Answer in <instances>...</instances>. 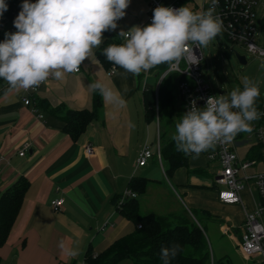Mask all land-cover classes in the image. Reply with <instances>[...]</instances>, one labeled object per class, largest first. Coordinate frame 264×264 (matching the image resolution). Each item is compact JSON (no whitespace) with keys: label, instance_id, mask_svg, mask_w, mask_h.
<instances>
[{"label":"crops","instance_id":"1","mask_svg":"<svg viewBox=\"0 0 264 264\" xmlns=\"http://www.w3.org/2000/svg\"><path fill=\"white\" fill-rule=\"evenodd\" d=\"M208 1L189 0L188 6L200 11ZM148 12L146 0H130L126 15L117 22L115 31L104 32L103 42L132 26H145ZM97 49L95 58L85 60L79 72L68 74L62 81L49 79L40 86L33 94L37 112L25 105V90L10 89L0 79V197L20 177L29 181L20 213L7 242L0 247L5 264H83L89 247L95 252L102 251L116 238L132 232L133 222L122 215L113 198L124 194L133 176L147 177L142 173L148 162L144 166L137 165L139 152L145 145L152 150L151 146L156 143L157 152L159 147L172 141L174 132L169 133L165 125L175 126L178 122L174 114L176 108L182 110L181 103L179 98L176 102L173 92L171 104L162 108L171 112L161 120L159 92L155 89L168 65L161 64L140 76L110 75L109 68L97 58ZM117 71L123 72V69ZM151 71L155 73L154 83L148 82ZM95 81L119 93L125 104L115 108L104 101L100 118L73 139L64 131L63 120L52 109L60 106L91 108L94 92L89 84ZM148 89L154 90L156 100L155 116L151 118L147 116L144 103V92ZM24 144L27 148L24 155H20ZM86 144L93 146L91 155L84 151ZM246 150L247 147L239 149L241 154ZM191 156L189 169L201 168L205 172L202 166L191 164ZM189 169L179 167L169 177L164 165L168 182L147 177L150 181L139 201L141 214L166 215L193 207L188 206L187 201L194 198L193 188L200 185L197 181L200 173ZM153 191L157 193L156 198H153ZM244 192L251 198V204L246 207L239 202L243 207V221L256 201L254 192L248 188L241 191ZM58 198H63L64 203L56 210L52 202ZM214 202L226 204L219 199L218 192ZM159 203L169 208L162 210L165 212L154 210ZM203 209L212 212L208 205ZM61 240L66 247L76 249L77 255L70 257L64 253L58 246Z\"/></svg>","mask_w":264,"mask_h":264},{"label":"clouds","instance_id":"2","mask_svg":"<svg viewBox=\"0 0 264 264\" xmlns=\"http://www.w3.org/2000/svg\"><path fill=\"white\" fill-rule=\"evenodd\" d=\"M211 3L206 11L157 6L150 24L122 30L119 36L123 42L102 50L113 65L112 74L139 76L161 64L177 69L189 53L194 57L192 64L197 63L194 48L208 47L223 30V21L214 14L217 0ZM129 4L130 0H23L13 21L16 31L5 33L0 42V79L10 89L27 91L49 79L62 81L68 74L79 72L85 60L95 58L104 32L117 29ZM7 10L5 0H0V17ZM242 85L227 95L209 96L203 108L193 100L175 124L172 140L176 150L197 158L219 142H231L242 132L251 133L252 123L264 115L256 107L260 89L247 76ZM89 88L115 108L125 104L119 93L100 81L89 84ZM58 246L70 257L77 255V250L66 247L63 240ZM180 251L179 244L162 246L163 264H170Z\"/></svg>","mask_w":264,"mask_h":264},{"label":"built area","instance_id":"3","mask_svg":"<svg viewBox=\"0 0 264 264\" xmlns=\"http://www.w3.org/2000/svg\"><path fill=\"white\" fill-rule=\"evenodd\" d=\"M10 4L9 13H4L0 17V42L5 39V33L15 32L13 21L21 10L23 0H6ZM149 12L146 25L152 21L153 10L157 6L180 8L179 0L167 2L166 0H148ZM36 2V0H30ZM259 0H217L214 14L223 21V32L226 36L245 47L252 55L264 59V43L257 36V6ZM212 6L211 0L205 3L200 11H206ZM197 63H193L194 57L189 55L179 62L177 69H171L169 65L159 76L156 84V92L163 82L172 74H176V87L178 98L181 103L182 113L184 114L190 107L193 100L197 107H205L209 96H217L211 80H207L203 73L204 51L203 48H194ZM109 68V74L112 75ZM81 69V68H80ZM80 71V70H79ZM43 84V83H42ZM41 84V85H42ZM40 85V86H41ZM40 86L34 90H27L24 103L31 106L34 112L37 109L34 104L35 94ZM258 111L264 114V93L256 101ZM252 139H245L246 132L239 133L231 142H219L214 148L206 151V157L211 161H218L221 169L214 176V186H219L218 197L223 203L235 204L242 202L241 191L248 188L251 192H257L259 198L255 201V207L245 216L241 235L240 248L247 256L258 255L264 264V115L256 124L252 125ZM247 147L244 154L239 149ZM27 144H24L19 154L24 155ZM93 146L86 144L84 151L87 155L93 153ZM157 155L161 165L163 163L160 147L156 154L145 145L139 152L137 165L144 166L148 159ZM246 184L249 187H246ZM125 196H136V193L129 188L123 194ZM123 200V199H122ZM64 203L63 198L55 199L52 202L54 209L59 210ZM223 233L233 230L227 223L220 226ZM84 264V263H83ZM212 264L214 260L212 259Z\"/></svg>","mask_w":264,"mask_h":264},{"label":"trees","instance_id":"4","mask_svg":"<svg viewBox=\"0 0 264 264\" xmlns=\"http://www.w3.org/2000/svg\"><path fill=\"white\" fill-rule=\"evenodd\" d=\"M5 3L8 5V10L5 13H9L10 4L6 0ZM179 4L181 7H189V0H179ZM192 9L196 11L195 7ZM122 42L118 35L114 39L105 40L97 49L96 56L106 69L110 68L112 64L102 55V50L109 44ZM176 77V74H172L161 85L158 94L159 109L168 106L173 101ZM144 103L147 116L154 117L156 112L154 90H145ZM103 108V98L99 92H94L91 108L74 109L60 106L52 110L63 120L64 131L73 139H77L92 121L100 118ZM161 153L166 162L167 176L171 177L179 167L189 169L188 159L191 155L177 151L173 140L161 147ZM189 170L204 171L201 168ZM149 181L150 179L147 177L135 175L130 179L128 188L135 192L136 196L123 198V194H121L113 198L117 209L125 218L133 222L135 229L116 238L102 251L95 252L89 247L85 254L84 264H119L126 258L132 259L134 264H163L160 258L161 247H170L172 244H179L181 251L174 259L170 260V264H212L204 229L191 216V214L197 216L201 213L209 217L210 211L194 208L166 215H157L152 212L141 214L139 196L145 193ZM28 186V179L20 177L0 197V247L7 242L22 208ZM0 264H2L1 256Z\"/></svg>","mask_w":264,"mask_h":264},{"label":"rangeland","instance_id":"5","mask_svg":"<svg viewBox=\"0 0 264 264\" xmlns=\"http://www.w3.org/2000/svg\"><path fill=\"white\" fill-rule=\"evenodd\" d=\"M146 1L149 5V1ZM256 24V34L260 38V41L264 43V0H259V4L257 6ZM203 51L205 56L203 61V73L207 80H211L217 96L227 95L237 87H240L242 89V80L245 76L251 78L258 84L260 94L261 96L263 95L264 59L252 56L244 46L230 40L223 31L209 44L208 47L203 48ZM235 52H238L240 55H244L247 59V63L242 64L237 58ZM154 74L155 73H153V71L148 74L149 83L155 82ZM174 93L177 102V91L174 90ZM259 98L260 96L258 97V99ZM180 111L178 108H176V112L174 115L177 118L183 115L181 109ZM169 112H171L170 109H162L161 113L159 114L161 120H163L165 115ZM257 122L258 120L254 121L252 125L256 124ZM169 124L165 125L168 128V132H175V126H171ZM245 139H252L251 142H253L252 134L247 133ZM151 148L153 153L156 154V143L155 145H152ZM204 157L206 158V156L202 152L197 158H193V156H191L190 158V162L192 165L202 166L205 169V172H197L200 173L198 174L199 176H197V181L200 182V185L193 188L194 198L190 201H187V204L188 206L193 207L200 205L197 207L198 209L203 208L205 205H208L212 209V212L210 211L211 215L209 217L201 213L197 214V216L191 214V216L204 229L205 235L208 240L210 254L212 259L214 260V263L262 264L260 256H247L240 248L242 235L241 226L244 222L242 215V204L226 203L225 205H219L214 202L215 195L220 188L219 186H214V176L221 169V164L218 161H211L208 158L205 159ZM164 165L166 166L165 160L163 159V163L161 165L157 155H155L153 158L148 159V164L143 170L142 174L150 178L165 180V182H168V179L165 177L166 175L163 170ZM246 187H249V185L246 184ZM152 195L153 198H156V191H153ZM253 195L256 200L259 198V195L256 191L253 193ZM142 196H140L139 201H141ZM241 199L246 207H250L251 198L245 192L241 195ZM193 207H190V209H194ZM167 208H169L168 205L165 204L164 206H162L161 203H159L158 207H155L154 210H158L159 212H161L162 210H167ZM223 223L229 224L231 227H233V230L226 234L223 233L220 230V226ZM131 224V228H133L134 230L135 225L133 223ZM5 262V260H2V264H5ZM119 264H134V262L132 259L126 258L123 259Z\"/></svg>","mask_w":264,"mask_h":264},{"label":"water","instance_id":"6","mask_svg":"<svg viewBox=\"0 0 264 264\" xmlns=\"http://www.w3.org/2000/svg\"><path fill=\"white\" fill-rule=\"evenodd\" d=\"M236 55H237V58L239 59V61L242 63V64H246L247 63V59L244 55H240L238 52H235Z\"/></svg>","mask_w":264,"mask_h":264}]
</instances>
